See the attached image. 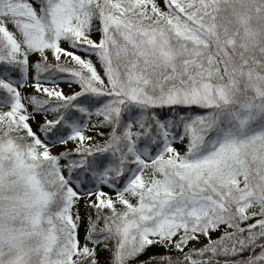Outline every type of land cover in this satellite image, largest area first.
<instances>
[{"label":"snow or ice","instance_id":"snow-or-ice-1","mask_svg":"<svg viewBox=\"0 0 264 264\" xmlns=\"http://www.w3.org/2000/svg\"><path fill=\"white\" fill-rule=\"evenodd\" d=\"M0 264H264V0H0Z\"/></svg>","mask_w":264,"mask_h":264}]
</instances>
